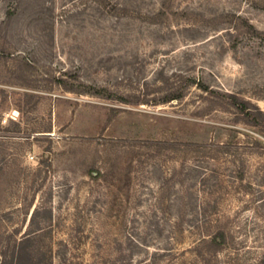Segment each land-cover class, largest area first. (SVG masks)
Returning <instances> with one entry per match:
<instances>
[{
	"label": "rangeland",
	"instance_id": "1",
	"mask_svg": "<svg viewBox=\"0 0 264 264\" xmlns=\"http://www.w3.org/2000/svg\"><path fill=\"white\" fill-rule=\"evenodd\" d=\"M258 109L264 0H0V264H264Z\"/></svg>",
	"mask_w": 264,
	"mask_h": 264
},
{
	"label": "trees",
	"instance_id": "2",
	"mask_svg": "<svg viewBox=\"0 0 264 264\" xmlns=\"http://www.w3.org/2000/svg\"><path fill=\"white\" fill-rule=\"evenodd\" d=\"M59 81L60 82L61 81L64 82V79L63 78H59ZM199 84L200 83H198V85ZM201 87L204 88V89L208 88L207 85H204V84H201ZM226 95L231 99V103H233L236 106H239L242 109V112H246V114H251L252 113L251 112V106L248 105V101H246L245 99H240L238 97V95H236L234 93H227ZM179 96L180 95H171L170 97H167L166 100H170V99H173V98H177ZM256 108H258V107H256ZM258 116H259V118L263 119L264 118V111L258 109ZM216 242H218V241H216Z\"/></svg>",
	"mask_w": 264,
	"mask_h": 264
}]
</instances>
